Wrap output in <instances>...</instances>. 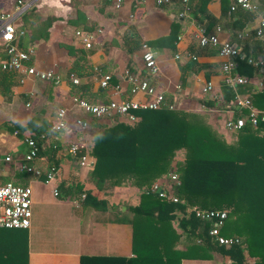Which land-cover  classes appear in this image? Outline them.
Wrapping results in <instances>:
<instances>
[{"label":"crops","instance_id":"obj_1","mask_svg":"<svg viewBox=\"0 0 264 264\" xmlns=\"http://www.w3.org/2000/svg\"><path fill=\"white\" fill-rule=\"evenodd\" d=\"M199 1L190 0V11L179 19L180 0H169L160 6L154 0H145L144 3L122 0L118 10L104 0H0V14L12 16L16 30L24 32L19 17L33 6L41 18L53 19L46 41L27 45L24 32L16 42L21 49L32 51L26 63L28 66L38 71H52L60 78L59 84L49 87L48 83H40L19 73H0V181L29 186L32 202L28 229L24 232L0 229V264H79L82 256H131L130 228L95 222L100 214L87 211L82 205L84 195L78 187L105 200L109 209L116 213L122 212L127 205H137L139 201L132 189L111 188L106 182L98 185V180L91 176V167H80L71 157L68 150L71 143L86 149L91 144L90 133H84L88 126L82 131L68 126L58 133L49 131L48 135H41L37 155L29 164L39 171V175L18 169L27 151L24 139H31L35 129L44 122V125L53 124L57 110L67 111L69 123L78 117L92 118L83 114L73 99L89 104L111 100L143 101L141 93H129L123 78L124 70L137 73L166 99H173V105L180 109L203 111L198 104L203 97L230 106L211 114V124L229 142L231 132L224 128V122L235 118L237 113H247L236 107L234 94H242L251 100L253 95L264 91V87L258 86L259 81L264 84V77L262 80L255 73L245 76L236 70L246 83L235 89L226 87L220 72L223 59L217 48L200 47L195 35L197 28L201 27L206 34H215L220 42L231 43L245 57L254 59L260 46L253 33L257 20L264 18V0H258L256 13L242 11L233 4L228 6L226 0L205 2L203 8L198 6ZM18 2L24 8L16 13L14 8ZM77 13L82 14L85 25L93 26L98 32L90 49H85L75 39V31H82V26L67 23L74 20ZM240 13L249 14L250 18L244 21L246 17L239 16ZM240 34L241 38L238 37ZM132 41L140 45L145 43L150 48L157 74L150 76L146 73L140 46L137 50L131 49ZM0 58L5 57L0 54ZM94 69L110 75L107 88L99 86ZM69 74L78 78L77 85L69 81ZM207 83L213 86V90L203 94L202 88ZM116 88L118 92L114 94ZM251 106L264 116V111L256 109L252 100ZM101 121L111 124L112 119ZM6 156L10 157V162L3 161ZM50 167H54L55 174L46 183L45 174ZM238 239L241 243L242 240ZM253 261L248 258L244 263ZM180 264L232 262L227 256L214 255L210 260L186 259Z\"/></svg>","mask_w":264,"mask_h":264},{"label":"trees","instance_id":"obj_2","mask_svg":"<svg viewBox=\"0 0 264 264\" xmlns=\"http://www.w3.org/2000/svg\"><path fill=\"white\" fill-rule=\"evenodd\" d=\"M226 1L228 6L233 4ZM205 2L209 1L200 0L198 6L203 8ZM239 16L246 17L244 21L250 18L246 13ZM19 21L28 45L47 40L53 19L41 18L33 6ZM67 23L96 32L85 25L81 13ZM132 44L131 49L140 46ZM235 71L264 77V68L255 69L237 58ZM251 100L256 109L264 111L263 90ZM172 101L165 100L172 109L134 111V122L112 117L111 124H106L86 118L84 133H90L91 144L87 149L77 147L75 157H89L91 176L98 185L106 182L111 188L132 189L139 201L116 213L105 200L78 187L84 208L100 214L95 222L126 225L131 233L130 257L82 256L79 264H180L186 259L210 260L214 255L227 256L232 264H245L248 258L254 260L250 264H264V122L229 131L231 138L226 142L211 124V114L230 106L203 97L198 100L203 111H187ZM44 123L31 136L37 146L39 137L50 131L51 125ZM193 209L224 211L227 216L220 234L237 236L242 242L219 246L208 235L210 224L195 218Z\"/></svg>","mask_w":264,"mask_h":264},{"label":"built area","instance_id":"obj_3","mask_svg":"<svg viewBox=\"0 0 264 264\" xmlns=\"http://www.w3.org/2000/svg\"><path fill=\"white\" fill-rule=\"evenodd\" d=\"M112 5L115 10H118L122 5V0H104ZM209 2H219L221 0H208ZM140 3H144L145 0H138ZM169 0H154L157 6L168 3ZM190 0H180L182 10L178 13L177 18L182 19L188 14ZM235 7L242 11L256 13L258 11V0H232ZM24 8L20 2L17 3L14 8L16 13H19ZM13 17L8 14H0V54L5 58H0V73H19L24 77H28L33 80H41L51 82L54 85L59 84L60 78L52 71H38L34 67L28 66L26 63L33 54L30 50L21 49L16 42L17 37L24 35L21 30H16L13 23ZM98 32H84L77 30L74 33L75 39L85 48L90 49L92 42L96 40V34ZM241 34L238 36L241 38ZM253 37L257 40L260 51L257 57L252 59L251 57H245L239 53L238 49L228 42H220L215 34H206L201 27L197 28V34L195 39L200 47H212L217 48L218 55L223 59L220 65V72L224 79V84L230 89H235L237 86H243L246 83V79L239 76L235 72V59L244 60L247 65L252 66L255 69L264 68V18H259L254 29ZM142 66L146 73L150 76L157 74L158 68L154 58V54L150 48L145 44L140 45ZM191 59H195L191 57ZM95 75H97L98 83L101 88H107L110 82L109 74H100L97 69H94ZM123 78L128 85V91L130 94L141 93L144 95L143 101L134 100H121V101H108L107 103L89 104L81 99H73L79 110L86 115H89L95 120H104L112 117L120 118L126 122H134L136 120L134 111L142 110H159L161 108L172 109V105L165 103V96L163 93L157 91L154 87L150 86L147 80L140 79L137 73L129 70L123 71ZM69 81L73 85H77L79 80L73 74L68 75ZM258 86L263 88L264 84L260 81ZM213 86L207 83L202 88V93H211ZM118 88L114 90V94H117ZM234 104L239 109L245 110L247 113L241 117H235L228 119L224 122V128L228 131H238L242 129L245 124H249L255 127L258 121H262L264 116L262 113L257 112L251 106V100L247 96H240L234 94ZM25 106H29L26 104ZM87 121L81 117L74 118L69 123L67 111L64 109L57 110L55 114V122L51 124L50 131L58 133L61 130L66 129L68 126H72L77 130H84L87 127ZM24 144L27 147V151L23 154L22 162L19 163V171L32 173L35 176L39 175V171L34 170L29 164L36 157L38 147L30 138L24 139ZM69 154L72 158L77 160V164L80 167L91 166L92 161L87 156L75 157L77 151V145L71 144L69 146ZM10 157L3 158L4 162H10ZM55 174L54 167H50L45 174L48 183L53 179ZM153 190L158 192L159 189L156 186ZM56 191H53V196H56ZM159 196H162L159 194ZM176 199H172L175 202ZM31 189L29 186H21L9 181H0V229L3 230H26L30 226L31 220ZM193 215L198 220L209 223L208 235L214 239L219 246H230L240 243V240L235 237H224L220 234V231L226 220V213L224 211L214 210H199L193 209Z\"/></svg>","mask_w":264,"mask_h":264},{"label":"rangeland","instance_id":"obj_4","mask_svg":"<svg viewBox=\"0 0 264 264\" xmlns=\"http://www.w3.org/2000/svg\"><path fill=\"white\" fill-rule=\"evenodd\" d=\"M121 189H125V188H121ZM134 196H136V197H138V195L135 193V195ZM137 202V199H135V203Z\"/></svg>","mask_w":264,"mask_h":264}]
</instances>
